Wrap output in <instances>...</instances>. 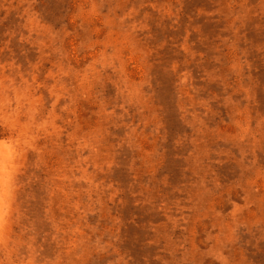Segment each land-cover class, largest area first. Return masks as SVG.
<instances>
[{
	"label": "rangeland",
	"instance_id": "obj_1",
	"mask_svg": "<svg viewBox=\"0 0 264 264\" xmlns=\"http://www.w3.org/2000/svg\"><path fill=\"white\" fill-rule=\"evenodd\" d=\"M30 117L0 264H264V0H0Z\"/></svg>",
	"mask_w": 264,
	"mask_h": 264
},
{
	"label": "clouds",
	"instance_id": "obj_2",
	"mask_svg": "<svg viewBox=\"0 0 264 264\" xmlns=\"http://www.w3.org/2000/svg\"><path fill=\"white\" fill-rule=\"evenodd\" d=\"M2 127L0 156L4 158V163L0 165V239L7 242V226L13 221L16 212V192L22 174V157L26 150L24 146L28 144L26 137L31 127V117L22 125L6 121Z\"/></svg>",
	"mask_w": 264,
	"mask_h": 264
}]
</instances>
